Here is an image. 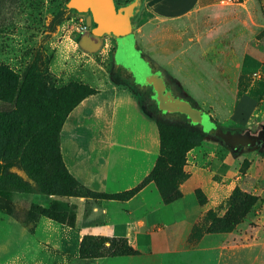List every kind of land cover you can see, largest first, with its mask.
<instances>
[{"label":"crops","instance_id":"obj_1","mask_svg":"<svg viewBox=\"0 0 264 264\" xmlns=\"http://www.w3.org/2000/svg\"><path fill=\"white\" fill-rule=\"evenodd\" d=\"M136 1L132 33L145 41L147 62L170 92L191 101L218 127L254 134L264 123V22L252 21L250 8L231 0ZM51 39L57 43L51 51L50 82L64 85L72 81L65 55L69 36L59 38L54 31L46 48ZM19 42L0 41V63L23 74L40 40ZM116 47V42L110 44V50ZM87 85L98 92L74 108L60 132L64 165L94 192L131 190L149 174L158 156L155 121L141 98L125 86ZM0 103V111L12 109ZM186 173L182 198L170 205L163 204L152 183L126 202L67 199L76 206L74 228L48 225L55 235H43L41 249L90 264H264V149L254 146L233 155L218 141L205 138L187 153ZM235 188L263 202L229 233L205 234L190 243L192 228L205 225L207 212L223 216ZM196 191L205 197L203 205ZM42 222L44 218L36 217L18 223L32 235L42 234ZM85 235L125 238L139 255L79 260Z\"/></svg>","mask_w":264,"mask_h":264},{"label":"trees","instance_id":"obj_2","mask_svg":"<svg viewBox=\"0 0 264 264\" xmlns=\"http://www.w3.org/2000/svg\"><path fill=\"white\" fill-rule=\"evenodd\" d=\"M134 1L116 0V3L124 7ZM68 3L69 0H62L58 10L48 20L44 36L23 74L0 63V102L12 106L9 111H0V208L5 210L16 194L51 197L54 199L48 206L32 202L27 204V220L44 218L74 228L76 206H63L61 199L126 202L149 183L156 187L164 205L182 198L180 186L188 178L186 155L200 146L209 134L233 155L254 146L264 149V123L254 134L224 130L217 125L214 131L204 134L200 126L191 125L184 115L160 112L151 88L136 85L128 71L113 65L109 71L113 84L130 82L134 94L141 98L144 110L155 121L159 139L158 156L149 174L131 190L116 194L98 193L80 184L68 172L62 160L60 132L74 108L98 91L80 81L72 80L64 85L51 83L52 76L48 69L53 56L45 47L61 23L73 16H85L69 8ZM76 43L82 46L80 37ZM114 52L115 48L112 54ZM149 66L153 72H157L153 64L149 63ZM165 85L169 89L166 82ZM188 102L195 108L191 101ZM216 130L229 132L231 138L235 139L233 142L225 141L215 135ZM195 197L200 205L205 203L200 191L195 192ZM262 202V199L235 188L226 200L223 216L219 217L215 210L207 212L205 225L193 227L188 240L195 242L205 234L229 233ZM137 255L139 253L130 247L128 241L119 237L85 235L78 248V259L84 261Z\"/></svg>","mask_w":264,"mask_h":264},{"label":"rangeland","instance_id":"obj_3","mask_svg":"<svg viewBox=\"0 0 264 264\" xmlns=\"http://www.w3.org/2000/svg\"><path fill=\"white\" fill-rule=\"evenodd\" d=\"M231 1L239 4L243 3L245 7L250 8L252 21L264 22V0ZM61 2L62 0H0V41L6 43V45L10 43L17 45V43H20L19 40H40L44 36L48 20L58 10ZM83 22H85V16H73L57 28L59 38L69 36L67 40L69 46L65 55L67 57L66 64L72 70L71 79L73 81L82 80L83 83L85 82L95 88L104 89L113 85L109 74L113 65L128 71L132 78L141 74L140 66L149 65V62H147L148 48L145 41L138 36L136 37L133 33L119 38L105 36L97 49L89 51L86 44L90 33L86 31L84 34H77L73 31V27L83 25ZM78 37L82 40V46L76 43ZM106 42L108 47L104 48ZM115 42L117 47L112 54L113 50H110V44H115ZM56 43V40L51 39L47 44L49 54H51L52 47ZM4 49L2 47L1 53ZM80 76L82 79L79 78ZM117 86H125L133 93L135 92L130 82ZM2 106L0 103V108ZM114 118L116 122L117 114ZM207 138L217 141L211 134ZM12 200V203L8 204L5 210L0 208V264H90L79 262L68 256L46 254L45 250L41 249L43 235L44 239L46 235H51V238L55 235V231L51 230L52 227L48 225L56 227L57 224L44 219L42 223H45L47 227L44 225L40 228L42 234L30 235L18 223L21 218L27 219L25 217V213L27 215L25 207L27 204L32 202L48 206L53 198L16 194ZM61 200L63 206H74L69 205L66 202L67 199ZM41 229L44 230L41 231Z\"/></svg>","mask_w":264,"mask_h":264},{"label":"water","instance_id":"obj_4","mask_svg":"<svg viewBox=\"0 0 264 264\" xmlns=\"http://www.w3.org/2000/svg\"><path fill=\"white\" fill-rule=\"evenodd\" d=\"M69 8L85 15V25L91 28L90 41L86 44L89 51L97 49L105 36L124 37L132 33V18L139 3L134 1L128 6H118L116 0H69ZM147 65V64H146ZM141 74L134 76L133 81L139 86L152 89L156 107L160 112L184 115L191 125L200 126L204 134L215 130V124L208 115L192 107L190 103L175 97L167 89L159 72H153L149 65L140 66ZM215 135L225 141L233 142L229 132L216 130Z\"/></svg>","mask_w":264,"mask_h":264},{"label":"built area","instance_id":"obj_5","mask_svg":"<svg viewBox=\"0 0 264 264\" xmlns=\"http://www.w3.org/2000/svg\"><path fill=\"white\" fill-rule=\"evenodd\" d=\"M88 30L87 26L85 25V22H83V25L75 26L73 27V31L77 34H84Z\"/></svg>","mask_w":264,"mask_h":264},{"label":"flooded vegetation","instance_id":"obj_6","mask_svg":"<svg viewBox=\"0 0 264 264\" xmlns=\"http://www.w3.org/2000/svg\"><path fill=\"white\" fill-rule=\"evenodd\" d=\"M87 31H88L89 33L91 32V30H90V31H89V30H87ZM89 39H90V37L88 38V41H87V43L90 41ZM151 90H152V89H151Z\"/></svg>","mask_w":264,"mask_h":264}]
</instances>
